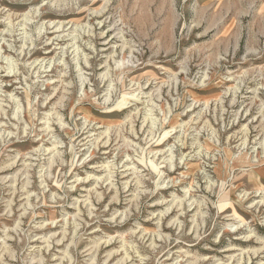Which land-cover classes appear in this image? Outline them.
Returning a JSON list of instances; mask_svg holds the SVG:
<instances>
[{
  "label": "rangeland",
  "instance_id": "obj_1",
  "mask_svg": "<svg viewBox=\"0 0 264 264\" xmlns=\"http://www.w3.org/2000/svg\"><path fill=\"white\" fill-rule=\"evenodd\" d=\"M0 264H264V0H0Z\"/></svg>",
  "mask_w": 264,
  "mask_h": 264
},
{
  "label": "bare ground",
  "instance_id": "obj_2",
  "mask_svg": "<svg viewBox=\"0 0 264 264\" xmlns=\"http://www.w3.org/2000/svg\"><path fill=\"white\" fill-rule=\"evenodd\" d=\"M106 142V141H105ZM63 236V235H62ZM59 242V241H58Z\"/></svg>",
  "mask_w": 264,
  "mask_h": 264
}]
</instances>
